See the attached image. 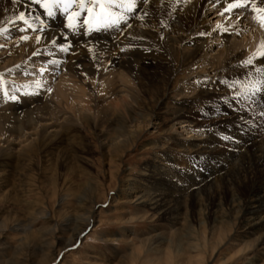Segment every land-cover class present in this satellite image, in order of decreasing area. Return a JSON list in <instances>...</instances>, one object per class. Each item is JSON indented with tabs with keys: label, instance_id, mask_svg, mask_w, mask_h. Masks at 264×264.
Here are the masks:
<instances>
[{
	"label": "bare ground",
	"instance_id": "1",
	"mask_svg": "<svg viewBox=\"0 0 264 264\" xmlns=\"http://www.w3.org/2000/svg\"><path fill=\"white\" fill-rule=\"evenodd\" d=\"M257 2L259 6L264 7L261 0ZM34 7L36 9L31 7L30 10L40 16L41 10L37 6ZM226 7L225 0L138 2L136 10L125 14L126 22H122V26L101 29L99 31H106L104 35L94 34L90 38L84 34L86 29L82 17L85 13H81L80 19L72 21L76 26L73 31L64 27L67 21L58 9H55L57 16L54 19L50 20L47 16L41 17L44 21L43 25L41 23L38 25V21L34 22L33 27L43 28V31L29 29L21 33L17 29L23 25L16 23H13L8 31L0 29V41L7 42L9 39H15L16 43H20V47L12 46L14 42L10 45L5 43L4 48L10 46L11 50L0 52V78L11 83L0 91L2 92L0 95V165L4 164L5 169L14 170L16 166L31 162L32 158L38 156L48 158V154L53 155V152L57 153L61 150L59 146L65 144L70 147V143L72 144L74 140L81 139L80 130L83 127L92 129L93 133L97 129L96 135L104 150V157L115 163L114 166L120 170V163H117L115 156L122 155L127 148H130L135 143L137 134L142 131V126L147 127L150 124L156 126L163 124L165 127L163 136L169 137V132L175 126L176 131L180 130L179 136L183 137L174 139L166 148L167 155H170L172 150L183 149V153L189 155L186 157H199L202 156V150L209 149L214 153L210 143L213 141L212 134H217L215 131L224 126L223 136L231 134L237 138L238 143L233 146L232 142H226L225 145L228 147L226 157L214 154L207 164L200 163L194 166L195 170L201 168L203 171L196 173L195 179L181 178L182 176L176 175L171 176L176 178L175 181L173 180L174 184L169 183V177L165 176L163 180L160 175L161 169L158 168L160 187L154 181L157 178H153L154 180L144 181L148 184L143 187L134 183L127 184L124 191L132 196L129 202L136 203V210H146L152 212V215L169 214L171 211L176 213L175 216H171V221L177 228H173L170 233L161 232L155 235L157 238L152 240L151 248L146 255L147 257L149 254L162 252L163 255L157 259L160 261L159 264H204L203 254L199 250L197 252L196 244L190 243L192 228L182 217L185 206L182 207L181 204L189 191L199 211L204 206L205 200L214 192L219 191L218 195L229 193L226 208L222 209L223 204L220 201L215 205L209 225L210 231H215L218 237H221L220 241H223L230 236L237 225L252 224L250 227L253 230L244 231L249 235L241 232L242 237L239 238L243 236L249 238L251 235H256V238L243 242L241 247L233 251L224 262L228 263L233 258L254 254L248 264H264V218H260V215L264 213V185H259L244 198L238 195L240 185L255 181V178L259 176L264 178V127L252 125L246 135L238 133L233 126L238 119L237 113L230 110L227 100L222 99L226 94L225 89H229L228 78L234 73L248 71L240 65L257 54L264 45V28L261 27L258 19H254V16L260 15L259 13H253L250 9L234 10V14L226 13L224 12ZM21 10H29L24 0H19V3H13V0H0L2 22L8 23L14 20ZM119 11L115 8V12ZM209 11L215 15L213 19H218L217 23L213 24L215 27H208L202 20L203 12ZM164 15H167L165 20L162 19ZM236 15H239L241 19L237 20ZM59 17L61 20L58 19ZM91 25L95 26L96 22L94 21ZM240 26H248L252 30L251 35L249 34L252 37L246 43L236 41V28ZM22 35L27 39H21ZM38 35L41 37L39 42L36 40ZM97 37L104 40L102 44L92 40ZM216 41H220L219 45H215L218 44ZM209 43H213L212 47L216 48V56H205L207 50L211 48ZM69 44L71 46L67 53L60 51L59 45ZM244 47L248 50L245 54ZM89 48L92 49L91 52ZM176 54L179 55L176 70L185 69L187 74L181 77L183 81L181 85L172 87L165 80L161 83L163 91L159 93L153 87L154 82H160L157 78V68H161ZM148 60L154 63V68L148 67L146 63ZM53 61L59 63L55 64ZM104 63L107 67L101 68ZM196 63H199L198 67L190 69ZM208 68L211 69L209 73H212V77L205 79L203 72ZM58 75L60 79L58 78L59 81L53 86L50 76ZM221 79L226 81L225 85L218 83ZM65 86H70L69 90L72 88V92L68 93ZM190 91L194 92L195 97L187 101L186 95L191 94ZM4 92L16 95L17 100L12 101L5 97ZM169 93L179 99H172L171 113L167 115L164 110L168 111V108H161L162 104L168 100ZM229 93L231 94V90ZM198 99H203L205 105L209 106L206 108L207 111L203 109L206 114L205 112L203 115L194 114L195 112L190 114L192 104ZM218 100L226 104V108L216 107L218 103L215 102ZM212 102L216 106L212 107ZM105 126L108 129H103ZM13 140L17 142L12 143ZM196 146L202 147L198 150L195 149ZM155 148L159 149L161 145ZM160 153L163 154L164 151ZM165 156L164 161L168 159ZM168 162L167 160V164ZM162 167L165 168L164 165ZM5 172L2 175L5 176ZM205 178L210 180L205 181ZM92 190V187L87 188L86 195L90 196ZM4 193L5 191H0V200L5 199ZM77 203L80 207L87 203L92 207L95 205L91 197L86 196L80 197ZM92 207L87 211V216L86 212L85 215L81 214L84 215L83 220L75 216L67 217L62 221L61 227H68L66 231H62L67 233L65 242L61 241L63 239L58 233L55 234L57 227L53 230L54 240L62 243V248L56 251L57 254L61 250L72 247L87 228ZM232 209H238L240 215L237 214V217L233 218ZM178 211L181 213L178 214ZM138 218L145 219L147 215L141 214ZM60 230L58 227V232ZM239 238L231 240L232 246L239 245L235 244L237 240L242 242ZM174 239L179 247L174 250L175 252H171L174 249L173 244L175 245ZM147 240L148 238L143 241L144 245L149 242ZM228 243L230 241L224 244ZM218 246L219 244H216L211 249L214 251ZM132 258L136 259L137 255Z\"/></svg>",
	"mask_w": 264,
	"mask_h": 264
},
{
	"label": "rangeland",
	"instance_id": "2",
	"mask_svg": "<svg viewBox=\"0 0 264 264\" xmlns=\"http://www.w3.org/2000/svg\"><path fill=\"white\" fill-rule=\"evenodd\" d=\"M32 7L35 8L34 6ZM113 11H115V8ZM213 14L212 11L203 12L204 16L202 20H204L208 27H215L213 24L217 23L216 20L218 19H213L212 17L215 16ZM166 18L167 15L162 17L163 20ZM58 19L61 20L60 17ZM36 22L38 25L41 23L40 20H36ZM11 25L13 23H6L0 20V29L4 31ZM96 26H90L93 30L87 34V38L92 37L94 34H105L106 31L96 30L94 28ZM236 30V41L246 43L252 37L250 36L252 30L248 26H240ZM98 38L92 40H95L98 44H102L104 40ZM11 42L16 43V40L9 39L7 42L0 41V52L4 50L10 51V46L4 48L3 45H8V43L10 45ZM219 42L216 41L218 44L215 45H219ZM14 43H12V46L18 47L20 45V43ZM65 43L67 42L65 41ZM209 44L211 48L207 50L205 56H216V48L212 47L213 43ZM247 51H244V54ZM174 56L170 58L169 62H165L161 68H157V78L160 82H154L153 87L159 93L163 91L161 83H164L165 80L172 87L178 84L181 85L183 83L181 77L187 74L185 69L181 71L176 70L179 64V55L176 54ZM146 63L148 67L154 68V63L150 60ZM102 65L101 68L107 67L105 63ZM198 65L199 63H196L190 69H196ZM198 70H201V68H198ZM209 72H211L210 68L206 69V71L204 70L203 74L205 79L212 77V73ZM240 73H236L237 75L235 77L243 80V76ZM60 75L57 77L50 76V79H52V82L51 80L50 82L53 86L59 81ZM231 76L235 78L233 75ZM231 76L228 79H231ZM8 83L11 84L6 79L2 80L0 78V91H2L3 87L6 88ZM68 84L70 85V83ZM69 88L70 86H65V89H68V93L72 92V88L71 90ZM230 90V88L225 89L224 92L229 93ZM189 93L191 94L186 95L187 101H191L195 97L193 91ZM1 94L2 92H0ZM172 99L177 100L179 97L174 94L170 95L169 93L168 100L162 104L161 109L168 108V111L164 110L167 115L171 113L170 107L173 104ZM202 102H204L203 99L196 100L192 104L193 107L190 114L194 112V114L199 113L203 115L204 112L206 114V108L209 106L205 105V102L204 104ZM220 102L219 100L215 102L218 103L217 106L214 102L211 105L212 107L219 106L218 108L221 107L220 109H223V107L226 108V104ZM203 109H206V111ZM219 123L222 124L224 122ZM164 128L163 124L161 126L153 124L147 127L142 126V131L137 134L135 143L130 148H127L122 155L115 156L117 163H120V170H117L114 166L115 163L104 157V150L100 145V140L97 139V129L93 133L92 129H84L83 127L80 130L81 139H76L72 144L70 143L69 146L71 148L64 144L59 146L61 147L59 152H53V155L48 154V158H45V156L32 158L31 162L24 163L25 165L28 164L27 166H16L14 170L9 168L5 169L4 164H1L0 191H5V199L0 200V264H117L119 262L121 264H159L160 261L157 259L163 255L162 252L149 254L147 257L146 255L151 248L152 240L157 238L155 235L161 232L170 233L173 228H177V226L172 225L171 221V216H175L176 213L171 211L169 214L152 215V212L146 210H136V203L131 204L129 202L132 196H129L124 191L125 186L134 183L137 186L143 187V185L147 186L148 184V182L144 183V181L157 178L154 181L160 187L161 180H158L160 175L163 177V180L165 176H168L169 183L173 184L176 178L174 179L171 176L180 175L182 176L181 178L195 179L196 173L203 171L201 168L195 170L194 166L200 163L207 164L214 154L226 157L225 154L227 153L226 149L228 147L225 144L226 142H230L222 139L225 133V128L222 126L215 131L217 134H212L213 141L210 143L212 149H214V153L210 152L209 149L207 151L200 150L202 156L189 158L186 157L189 155H186L185 152L183 153V149H177L180 152L172 150L170 151V155H167L165 153L166 148L170 146L174 139H180L183 136H179L180 130L176 131V126L170 131L171 133L169 132V137L163 136ZM103 129H108V127L105 126ZM197 130L199 131V129ZM201 130L203 129L201 128ZM203 138L207 137L203 136ZM13 141L12 143L17 142V140ZM196 143L194 142V144ZM157 145H161V148L156 149L155 147ZM196 147L195 149L199 150L202 146ZM160 151H164V153L161 154ZM164 154L168 157L169 164H167V160L164 161ZM152 164L153 166H151ZM157 164L160 166L158 167ZM161 165H164L165 168ZM158 168L161 169L160 175L158 173L159 170H157ZM4 171H6L5 176L2 175ZM204 180L206 181L207 178ZM209 180L210 178L207 181ZM253 181L240 185L238 195L244 198L259 185H264V178H261V176L256 177L255 181ZM89 187H92L93 192L89 194L90 196H87L86 189ZM147 192L150 193V191ZM190 194L189 191L182 201L181 206H185V213L182 217L186 224L192 228L190 229V237L192 239L190 243L196 244L197 252L199 250L203 254V263L248 264V262H251L250 259L254 254L233 258L228 263L224 261L232 255L233 251L238 250L243 242L256 238V235H251L249 238L247 237L248 239L246 236L239 238L242 237L240 235L241 232L246 234L244 231L253 230L250 227L252 224L237 225L230 236L223 241H220L221 237H218L219 235L215 231L213 233L209 229L212 220L211 215L215 205L220 201L223 204L222 209L226 208L229 201V193L226 192L218 195L219 191L214 192L205 200L204 206L200 211L190 197ZM84 196L91 197L95 205L92 207L87 203L80 207L77 202L80 197ZM90 207H92V213L87 228L84 229L72 247L61 250L57 254L56 251L62 248V243L54 240L53 230L57 227L55 234L58 233L59 237L63 239L61 241L65 242L67 233L62 231H66L68 227H61L62 221L67 217L75 216L83 220L85 212L87 216V211L90 210ZM179 213L181 212L178 211ZM81 214L84 215L82 216ZM141 214H146L147 218L139 219L138 217ZM237 214L238 209H232L231 216L235 218ZM260 218H264V213L260 215ZM79 222L81 226V221ZM58 227L61 229L59 232ZM168 237L169 235L167 239ZM147 238V241L150 243L146 242L144 245L143 241ZM235 238H239L242 241H235L236 245L239 244L238 246H232L231 244V240L234 241ZM227 241H230V243L224 244ZM216 244H219V246L213 251L211 248ZM178 247L179 245L177 243L175 245L173 244L174 249L171 252L176 248L178 249ZM193 254L195 255L196 252L194 251ZM133 255H137V258L134 260L132 258L134 257Z\"/></svg>",
	"mask_w": 264,
	"mask_h": 264
},
{
	"label": "snow or ice",
	"instance_id": "3",
	"mask_svg": "<svg viewBox=\"0 0 264 264\" xmlns=\"http://www.w3.org/2000/svg\"><path fill=\"white\" fill-rule=\"evenodd\" d=\"M138 2L146 3L147 0H24V3L29 6V10L19 11L10 23L23 25V27L17 29L21 33L29 29L43 31V28H34V22L40 20L43 25L44 21L41 17L47 16L50 20L54 19L57 16L55 9H58L67 21L64 27L74 31L76 26L72 21L80 19L81 13H85L82 19L86 29L84 34L87 35L88 32L93 30L90 25L94 21L97 25L96 30L122 26V22H126L125 14L136 10ZM261 2L264 3V0H261ZM13 3H19V0H13ZM225 3L227 4L224 9L226 13L234 14V10L247 11L249 9L253 13H259L260 15L254 16V19H258L261 27L264 28V7L259 6L257 0H225ZM32 6H37L41 10L40 16H37L35 11L30 10ZM114 8L120 11L115 12L113 11ZM221 14L223 15V13ZM235 18L237 20L241 19L239 15H236ZM5 31H8V29H5ZM200 35H204V33H200ZM21 39H27V37L22 35ZM40 39L39 35L36 36L37 42ZM70 46V44L59 45V49L67 53ZM89 51L91 52L92 49L89 48ZM121 51H124V49H121ZM33 55H37V53H33ZM53 63L58 64L59 62L53 61ZM257 64L260 66L257 67ZM240 67L248 69V71L240 73L243 80L237 78L227 80V86L231 89V94L226 93L222 99L227 100L230 110L237 113L238 119L233 126L236 127L238 133L246 135L252 125L264 127V45L261 46L257 54L243 61ZM236 75V73L233 74L234 77ZM218 83L225 85L226 81L221 79ZM49 91L51 90L49 89ZM31 94L34 95L35 93ZM3 95L12 101L17 100L16 95H11L8 92H4ZM222 139L232 142L233 146L238 143L237 138L231 134L223 136Z\"/></svg>",
	"mask_w": 264,
	"mask_h": 264
}]
</instances>
